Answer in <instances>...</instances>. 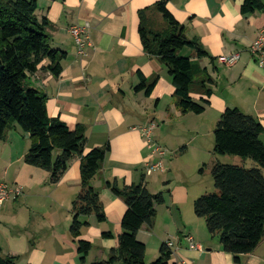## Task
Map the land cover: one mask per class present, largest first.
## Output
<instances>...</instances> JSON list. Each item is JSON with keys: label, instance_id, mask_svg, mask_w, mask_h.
<instances>
[{"label": "crops", "instance_id": "0c3cea01", "mask_svg": "<svg viewBox=\"0 0 264 264\" xmlns=\"http://www.w3.org/2000/svg\"><path fill=\"white\" fill-rule=\"evenodd\" d=\"M36 1L37 16L46 17L53 25L51 47L65 52L67 57L58 78L43 70L50 65L45 61L28 77V83L46 97L50 118L60 119L71 130L85 129V154L109 144L110 152L92 181L99 192L106 222L99 223L94 216L81 218L89 226L82 229L80 240L92 244L89 255L81 261L70 234L72 204L82 185L81 158L72 160L58 184H50L48 172L25 163L31 141L16 126L0 141V183L23 189L21 197L11 198L0 206L3 254L15 258L17 264L107 262L111 250L117 247L127 208L121 198L107 189L106 183L117 180L120 185L131 186L144 181L151 194L162 193L164 197V205L157 208L152 226L144 225L137 234L138 241L146 246V264L155 261L162 245L168 242L173 244L170 264H236L234 256L222 250L219 237L209 234L206 223L197 224L198 230L194 227L197 199L193 193L195 184L189 183V172L180 173L179 179L177 169L171 164L164 166L163 160L176 152L169 148L168 138L173 140L169 136L177 133L179 122L185 126L197 122L199 130L193 136L196 142L202 140L200 137L211 141L226 109L237 108L264 127V69L249 51L264 30V13L243 15L240 9L244 0L168 3L169 12L185 28V36L197 40L208 55L199 59L188 48L180 53L203 72L196 77L190 97L195 103L207 101L209 105L203 114L196 116L182 113L168 69L158 59L148 56L141 43L139 11L160 0ZM154 19L161 23L160 17ZM84 24L90 26V45L81 57L69 29ZM235 53L240 54L235 66L218 63V57ZM143 79L148 85L155 82L149 95L146 90L136 89ZM206 79L212 83H205ZM207 91L211 92L210 96ZM152 122L157 124L154 142L167 150L162 159L152 155L139 132V128ZM164 127L167 135L162 136L159 132ZM202 146H196L199 153L203 152ZM158 161L162 162L163 170H158V176L154 177L146 167ZM190 174L193 180L192 169ZM183 204L187 205L188 216ZM104 233H111L114 238H103ZM190 238L198 250L191 248ZM239 264H264V239L253 253L242 255Z\"/></svg>", "mask_w": 264, "mask_h": 264}, {"label": "trees", "instance_id": "16d2710c", "mask_svg": "<svg viewBox=\"0 0 264 264\" xmlns=\"http://www.w3.org/2000/svg\"><path fill=\"white\" fill-rule=\"evenodd\" d=\"M172 1L160 0L140 10L138 32L145 53L168 69L182 113L201 115L209 103H195L190 94L196 77L203 72L180 53L188 48L199 59L208 55L197 40L185 36V28L167 9ZM37 10L36 0H0V141L16 126L28 134L31 146L25 163L48 172L53 185L60 182L74 158H81L82 185L72 204L70 234L77 254L85 261L92 244L80 240L82 229L89 226L81 218L94 216L99 223L106 222L99 192L92 181L110 146L85 154V129L71 130L60 119L50 118L46 97L29 85L28 77L45 61L50 65L43 70L58 78L67 57L65 52L51 47L53 25L46 17L39 18ZM240 11L243 15L264 13V0H244ZM155 16L161 18V23ZM205 81L212 83L210 79ZM154 85L155 82L148 85L143 79L136 89L146 90L149 95ZM263 135L264 127L253 116L237 108L226 109L214 131V153L251 160L255 166L214 164L211 174L216 192L202 195L194 202L196 217L205 219L209 234L219 237L222 250L233 255L236 264L242 255L253 253L264 239ZM106 187L124 201L127 209L117 247L111 250L107 262L95 264H146V246L138 241L137 234L144 225L152 226L157 208L164 205L163 194H151L144 181L127 186L113 180ZM103 238L114 236L104 233ZM172 256V250L163 244L159 257L151 264H170ZM0 264L17 262L0 249Z\"/></svg>", "mask_w": 264, "mask_h": 264}, {"label": "rangeland", "instance_id": "374dc122", "mask_svg": "<svg viewBox=\"0 0 264 264\" xmlns=\"http://www.w3.org/2000/svg\"><path fill=\"white\" fill-rule=\"evenodd\" d=\"M194 116L195 120L197 119V115H192ZM191 125L186 124V126L183 123H178L177 125V133L175 131L174 134L170 135L173 140H170L168 138V146L170 149H175V154L170 155L169 157L164 158V166L165 164H171L175 169L178 171V178L180 179V173H186L187 171L189 172V183L190 184H195L194 186V195L195 199H198L202 195L205 194H210L216 192V189L214 187V182L211 174L212 167L215 163H220L223 165H241L245 164L247 167H250L254 163L251 160H246L244 161L243 159L239 157H234V156H222V155H216L214 153V136H211V141L208 139H203L200 137L202 140H199L196 142L194 140L193 136L195 133L199 130V127L195 125L197 122H190ZM165 129H161L159 134L162 136L167 135V127H164ZM196 130H192V129ZM179 132V134H178ZM193 132V133H192ZM155 134H158L155 132ZM202 144L203 146V152L199 153L196 150V146ZM184 149V150H183ZM169 150V149H168ZM187 150V151H186ZM170 151V150H169ZM187 152V153H184ZM1 160H0V170L2 168L1 165ZM194 165V166H193ZM191 169L193 170V180L191 178ZM203 170V173L200 174L199 171ZM159 171L153 172V176H158ZM199 182V184H198ZM182 184L180 182H175V184ZM177 184V185H179ZM197 189H200L198 193H195ZM200 195V196H199ZM184 213L186 216H188L187 212V205L183 204L182 206ZM189 216H190V209H189ZM194 221L196 222L194 224V227L199 228L197 224H200L203 226V223L205 222V219L202 218H197L194 216ZM205 225V224H204Z\"/></svg>", "mask_w": 264, "mask_h": 264}, {"label": "built area", "instance_id": "2783aa9c", "mask_svg": "<svg viewBox=\"0 0 264 264\" xmlns=\"http://www.w3.org/2000/svg\"><path fill=\"white\" fill-rule=\"evenodd\" d=\"M89 30L90 26L88 24L84 25H75L69 29V34L72 36L74 43L78 50L79 56H85V47L90 45L89 40ZM250 53L255 57L257 65L264 69V30L260 32L258 37L249 47ZM219 64L226 67H233L240 61V54L235 53L228 56H220L217 58ZM157 128V124L152 122L148 125L139 128V132L148 143V147L151 150L153 156H158L159 159H162L166 156L167 150L159 146L153 140L154 131ZM148 173L155 172L158 170H163V165L161 161L156 163H149L146 167ZM23 195V189L15 186L9 187L4 183H0V206L11 198H18ZM191 248L198 250L199 247L194 244L193 240L190 238ZM167 248L171 250L173 244L166 243ZM175 264H185V262L175 263Z\"/></svg>", "mask_w": 264, "mask_h": 264}]
</instances>
